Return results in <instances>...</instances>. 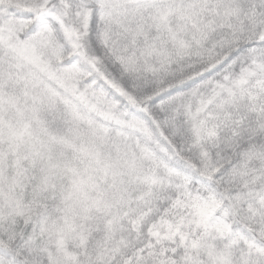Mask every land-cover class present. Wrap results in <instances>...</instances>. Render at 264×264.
<instances>
[{"label": "snow or ice", "instance_id": "6c2138e0", "mask_svg": "<svg viewBox=\"0 0 264 264\" xmlns=\"http://www.w3.org/2000/svg\"><path fill=\"white\" fill-rule=\"evenodd\" d=\"M0 264H264V0H0Z\"/></svg>", "mask_w": 264, "mask_h": 264}]
</instances>
